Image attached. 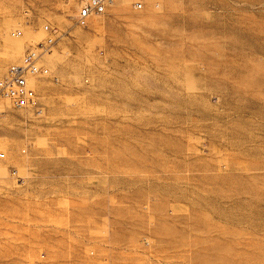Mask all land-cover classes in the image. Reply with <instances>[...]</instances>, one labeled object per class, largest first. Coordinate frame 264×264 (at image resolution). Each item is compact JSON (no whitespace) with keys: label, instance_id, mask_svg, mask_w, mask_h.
<instances>
[{"label":"rangeland","instance_id":"1","mask_svg":"<svg viewBox=\"0 0 264 264\" xmlns=\"http://www.w3.org/2000/svg\"><path fill=\"white\" fill-rule=\"evenodd\" d=\"M80 1L0 0V264H264V0Z\"/></svg>","mask_w":264,"mask_h":264},{"label":"built area","instance_id":"2","mask_svg":"<svg viewBox=\"0 0 264 264\" xmlns=\"http://www.w3.org/2000/svg\"><path fill=\"white\" fill-rule=\"evenodd\" d=\"M111 2L112 0H81L76 24L86 27L90 19L103 14ZM134 7L143 9L142 0H135ZM43 29L48 33L47 37L27 50L21 62L11 65L7 74L0 77V107L5 101L11 102L18 109L39 106L38 95L31 84V77L49 74V68L41 60L52 51L56 42L54 29L49 24H44ZM39 112L42 111L39 110ZM5 155L4 152L0 153V157H5Z\"/></svg>","mask_w":264,"mask_h":264}]
</instances>
